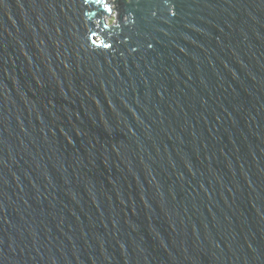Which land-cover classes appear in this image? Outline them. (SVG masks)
Here are the masks:
<instances>
[{
  "label": "water",
  "instance_id": "water-1",
  "mask_svg": "<svg viewBox=\"0 0 264 264\" xmlns=\"http://www.w3.org/2000/svg\"><path fill=\"white\" fill-rule=\"evenodd\" d=\"M0 264H264V0H0Z\"/></svg>",
  "mask_w": 264,
  "mask_h": 264
},
{
  "label": "snow or ice",
  "instance_id": "snow-or-ice-1",
  "mask_svg": "<svg viewBox=\"0 0 264 264\" xmlns=\"http://www.w3.org/2000/svg\"><path fill=\"white\" fill-rule=\"evenodd\" d=\"M97 3H99V0H97Z\"/></svg>",
  "mask_w": 264,
  "mask_h": 264
}]
</instances>
